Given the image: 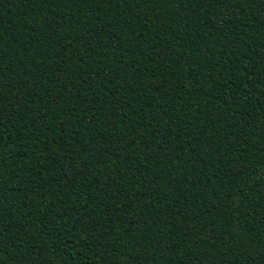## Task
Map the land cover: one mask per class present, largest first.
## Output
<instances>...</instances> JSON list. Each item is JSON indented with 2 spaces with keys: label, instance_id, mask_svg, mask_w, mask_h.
<instances>
[{
  "label": "trees",
  "instance_id": "trees-1",
  "mask_svg": "<svg viewBox=\"0 0 264 264\" xmlns=\"http://www.w3.org/2000/svg\"><path fill=\"white\" fill-rule=\"evenodd\" d=\"M0 264H264V0H0Z\"/></svg>",
  "mask_w": 264,
  "mask_h": 264
}]
</instances>
